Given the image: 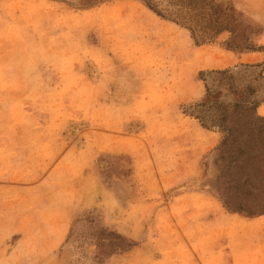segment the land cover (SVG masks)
<instances>
[{"label": "rangeland", "instance_id": "rangeland-1", "mask_svg": "<svg viewBox=\"0 0 264 264\" xmlns=\"http://www.w3.org/2000/svg\"><path fill=\"white\" fill-rule=\"evenodd\" d=\"M0 264H264V0H0Z\"/></svg>", "mask_w": 264, "mask_h": 264}]
</instances>
